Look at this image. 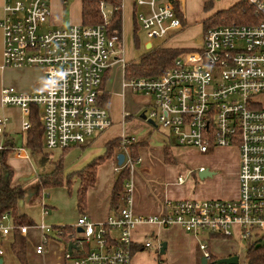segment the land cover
I'll return each instance as SVG.
<instances>
[{
	"label": "built area",
	"instance_id": "obj_1",
	"mask_svg": "<svg viewBox=\"0 0 264 264\" xmlns=\"http://www.w3.org/2000/svg\"><path fill=\"white\" fill-rule=\"evenodd\" d=\"M261 17L257 23L231 24L208 29L201 48L180 54L174 64L153 78H131L127 84L136 93L151 97L146 121L170 133L173 143L193 146L202 153L218 148H235L239 156V194L234 199L166 200L160 215L141 217L133 212L135 167L130 145L124 137L119 151L124 162L116 167L129 169L120 206L104 221L95 222L87 214L79 217L72 251L66 249L65 264H132L135 253L132 231L140 222L181 226L186 232L206 230L233 239L239 231L242 244L260 239L264 233V106L257 96L264 94V0H247ZM67 4V0L64 1ZM135 16L149 42L163 40L184 27L174 0H135ZM0 27L4 37V67H42L43 89L21 91L4 86L1 102L19 107L24 115L31 108L42 109L44 146L66 150L84 145L113 124L108 109L98 99L105 71L116 61L124 63L123 43L107 25L114 8L101 2L103 22L50 28V0H4ZM124 67L126 64H123ZM7 117H0V152L4 145ZM25 130L31 123L25 120ZM200 171L206 170L200 167ZM180 183L185 179L180 176ZM0 222L3 234L28 226ZM78 228L82 232L78 233ZM38 254L45 253L52 236L63 229L41 224ZM151 241L145 243L150 247ZM75 257L73 251L85 253ZM204 256L211 254L201 243ZM3 250L0 248V258Z\"/></svg>",
	"mask_w": 264,
	"mask_h": 264
},
{
	"label": "crops",
	"instance_id": "obj_2",
	"mask_svg": "<svg viewBox=\"0 0 264 264\" xmlns=\"http://www.w3.org/2000/svg\"><path fill=\"white\" fill-rule=\"evenodd\" d=\"M64 1L65 0H50L51 16L48 20V26L50 28L67 27L74 24H83L82 0H67V4H64ZM207 1L209 0H174V4L175 6H178L179 14H181L180 16L183 19L184 27L169 38L160 40L156 46L162 44L164 47L180 48L186 49L188 51L201 48L203 45V36L205 32L204 21L212 17L219 11L229 9L241 0H228V8H222L218 10L212 9V14L205 17L201 15V12L196 11V9H199L202 4L205 8V4ZM193 6L195 7V9H193ZM212 6L214 8L213 4ZM3 8L4 0H0V21L4 14ZM135 11V0H123L124 30V21L126 23L127 19L130 18L134 21V28ZM201 20L203 21L201 25L203 31L202 33L200 29L197 28L200 25L196 24L192 26L193 21ZM148 42L149 41H147V43ZM122 43L124 49V63L116 61V58H114L112 65L104 73V79L100 88V94L98 99L99 103L102 106H107L106 108L108 109L113 121L111 127L108 128L106 131L101 132L100 134H97L92 137V139H90L86 144L74 145L66 150L47 149L44 146L43 135V152H51L53 158H59L61 156V161L64 165V175L69 177L71 176L73 178L76 177L75 181H77L78 185H80L81 183L78 173L85 169L92 161L99 158L100 156H103L107 152V144L110 141L122 137V135L118 134L108 135L107 132L109 131V129H111L115 124L124 125L127 120L130 119V116L132 114H136L140 118V114L146 110L147 105L151 101V98L149 99V95L136 93L127 84L126 71L123 64L138 63L139 60L128 61L126 59V50L124 48V36H122ZM179 45L182 46L177 47ZM152 46L154 47V44ZM3 51L4 37L3 31L0 27V117H7L9 119L4 129L3 141L6 148H11L13 150L10 156L8 157V162L14 169L15 173L13 183L25 184L27 181L30 180V178H36L37 183L36 188L32 194L33 197L37 190V187L41 183V177L52 173L55 168L51 172H46L43 174L36 172L33 174L28 173V175H17L15 161L18 159H30V156L26 150L29 148H26L25 146L27 133L30 128L28 130H25L23 127L25 120L28 118V121L30 122V119L29 116L26 117L24 115L23 111L19 107L2 105L1 91L4 86H7L6 83L7 80H9L8 77L12 73H8L10 69H17L18 76H23V74H27L29 71L34 69H38L40 71V79L34 83H27L20 78L16 80V82H18V85H20L16 88L26 92H39L43 89L44 72L42 67L38 66H30L15 69L13 67H4ZM38 111L40 114V119L42 121V109L41 112L40 108ZM154 127L159 128L156 125ZM15 134H21L22 146H18ZM141 142L145 143L142 144L144 145V148L140 149L141 151H139V161L135 165L131 173V178L134 184L132 205L133 212L141 217L160 215L164 212V203L166 200H178L184 198L189 199V197H187L186 191H183L182 189V185H184V183L179 182V178L181 175H179L178 173L179 176L177 175L176 179L170 178L169 175L172 172L173 168L169 167L164 162L163 158L161 159V161L156 160L154 163L148 160L146 157V148H150L151 152L153 150L151 149V147H147V145H149V141L142 140ZM164 146H169L171 153H173L172 147L177 146L175 143H173V139H171L170 133L168 131H165V133H163V152L161 154L163 157L165 152ZM31 153L34 155L38 154L39 152L31 150ZM120 153L121 152L117 148H115V151L112 156L107 158L104 162L99 165L96 174V182L88 190L87 205L85 209L86 212L84 214H87L95 222L104 221L105 218L109 214L114 212L121 204L120 198L118 206L116 208H114L111 204V197L115 179L117 175H119V173H117L115 169L116 167L120 166L118 162V155ZM151 155L153 156V152L151 153ZM56 161V159L50 161L52 163L51 166H53ZM44 194L45 193H43L42 196H44ZM196 197H198V199H207V197ZM41 199L42 207L38 219L35 218L33 212H30L29 210H27L26 207H24V200L20 203V212L22 214H26L34 222V225L28 226L26 234L21 233L26 238L27 263L65 264V242L56 239L53 236L46 245L45 253L38 254L36 252L37 245L40 243L42 238L41 224L50 225L54 228L60 226H75L71 224H64L67 223V217L65 216V214L56 213L49 217V213L47 211V207L49 204L47 205V202L44 198ZM76 208L77 216H75L77 217V219H79V217L83 214L78 209V201ZM12 223L13 221L10 217L8 225ZM13 231L9 232L8 234H3L2 231H0V248L1 245L3 247V243L7 237H10L11 246L12 237L14 233ZM212 234L213 233L209 232L205 235L201 234L203 236L199 237L197 233L194 234L192 232H186L179 225L166 227L160 223L140 222L136 224L135 228L132 231V238L135 247V253L132 258V264H160L162 260L164 261V264H201L202 258L204 257L203 250L200 247L201 243H206L208 245V250L210 254L217 257L218 259L230 257L233 255L238 256L237 253L240 252L243 247H246L247 242L245 244H242V241L239 238V231H237V236L233 239H227L224 237L218 238L212 236ZM147 241H151L150 247H145V243ZM212 241H216L215 243H218L219 241L228 242L230 243L229 249L219 254H216L211 250ZM163 243H166V250L164 253H161V247ZM235 247L237 248V252ZM155 254H157V256ZM164 255H166V258H164ZM13 258L14 259H12V257L5 258V251L3 249V254L1 256V259H3V264H19V260L15 255ZM245 264H247L246 258Z\"/></svg>",
	"mask_w": 264,
	"mask_h": 264
},
{
	"label": "rangeland",
	"instance_id": "obj_3",
	"mask_svg": "<svg viewBox=\"0 0 264 264\" xmlns=\"http://www.w3.org/2000/svg\"><path fill=\"white\" fill-rule=\"evenodd\" d=\"M211 1L213 2L214 8L213 6H209L206 9L202 4V6L199 7V9L197 8L196 11L201 12V15L206 17L212 14V9L218 10L222 8H228L227 7L229 4L228 0H211ZM193 9H195L194 6ZM133 22L134 21L131 18L127 19L126 23L124 21V28H125V30L123 29L124 48L126 50V59L128 61H138L145 53L149 51L146 47L147 41H149V39L147 38L144 30L142 29L138 30L135 39ZM202 22H203L202 20L192 22V26L196 24L200 25L197 28L200 29L201 33L203 32L201 26ZM158 42L159 40H155L153 42L154 47L158 44ZM180 46L182 45H179L177 47ZM10 72L12 73L8 77L9 80H7L6 83L7 86L14 85L15 87H19L20 85H18V82H16L18 78L22 79L27 83H34L40 79L39 78L40 71L38 69L31 70L27 74H23V76L17 75L18 72L17 69L16 70L10 69L8 73ZM150 98L151 97H149V99ZM256 100H258L260 103H262V106H264V94L257 96ZM40 112H41V108H40ZM26 120H28V118ZM163 133H165V130H163L162 128H155L145 120L140 119L139 116L136 114H132L130 116V119L127 120V122L124 125L115 124L107 132L108 135H115V134L122 135V137L116 138L114 140H118V139L122 140L123 136L127 138L130 137L129 139H131L132 137L135 138L136 140L131 139L133 143L129 146L130 151H131V146L134 145V143L135 145L137 143L145 144L144 142L141 141L142 140L149 141L148 143L149 145H147V147H151V149L153 150L152 151L153 156L151 155L152 152L150 151V148H146L147 159L150 160L152 163H154L156 160L161 161V159L163 158L164 162L169 167L173 168L172 172L169 175V177L172 179H176L179 173V175H181L185 179L184 185H182V189L183 191H186L187 197H189V199L198 198L196 196H199V198L207 197V199L237 198L239 194L238 193L239 192V156L235 148H218L208 153H202L199 151L198 148L193 146L177 145L172 147V152H173L171 153L172 156L171 158L167 159L165 152H164V157L161 155L163 152L162 151ZM15 137L17 139L18 146H22L21 134H15ZM118 147L119 145L116 147L119 150ZM141 148L143 149L144 145L139 146V151H141L140 150ZM26 150L30 156V159L29 160L18 159L15 161L16 173L18 176L28 175V173L33 174L36 172H39L41 174L46 172H51L54 168H55L54 170H56V167L60 165V163L62 162L61 156L59 158L58 157L53 158L51 152H46V153L43 152L44 151L43 147L41 152L34 155L31 153V150L29 149ZM55 159L57 161L54 163L53 166H51L52 163L50 161H53ZM136 164L137 163H135V165ZM201 166L208 168L210 172H214V174L212 176L201 178L200 170H199ZM60 176L63 177L62 178L63 180L66 179V185L63 187L43 190L42 195L43 193L45 194L44 196H42V198L46 200L47 205L49 204L47 207L49 217L56 213L65 214V216L67 217V223L64 224L76 225L78 222V219L76 217L77 190L80 185H78L77 181H75L76 177L73 178L71 176L70 177L65 176L64 173L61 174ZM36 183L37 181L36 178L34 177L30 178V180L25 183L26 194L24 197V207H26L27 210H29L30 212H33L35 218L38 219L39 213L41 212L42 199L41 201L37 199V201H32V203L30 202V198L32 197V194L36 188ZM5 224L8 225V222H6ZM207 233H209V231L202 230L199 231L197 235L201 237ZM215 242L216 241H212V245H211V250L214 253L219 254L229 249L230 243L224 241H219L218 243ZM3 244L4 245L3 247L1 245V248H3L5 251V258L12 257V259H14L13 258L14 254L10 246V237H7ZM237 248H236V252H237ZM155 255L157 256V254ZM237 255L240 260L239 264H245L244 247L240 250V252L237 253ZM164 256H165L164 258H166V255Z\"/></svg>",
	"mask_w": 264,
	"mask_h": 264
},
{
	"label": "trees",
	"instance_id": "obj_4",
	"mask_svg": "<svg viewBox=\"0 0 264 264\" xmlns=\"http://www.w3.org/2000/svg\"><path fill=\"white\" fill-rule=\"evenodd\" d=\"M101 2H105L114 8L113 14L107 25L110 34H116L122 40L123 36V0H82V23L83 25H97L103 22V17L100 11ZM213 2L207 1L205 8L212 6ZM176 9H179L176 5ZM181 15V14H180ZM261 17L256 13L254 5L247 0H241L229 9L222 10L214 14L212 17L204 21V31L217 26L231 25V24H252L257 23ZM140 25L135 16L134 35L140 30ZM204 32V33H205ZM186 49L164 47L162 44L152 47L145 53L138 63H127L125 65L126 78H153L159 76L166 68L172 66L177 57L186 52ZM105 107V106H104ZM107 107V106H106ZM39 107L33 106L29 115L31 127L28 130L26 138V148L41 152L43 147L44 129L40 119ZM120 140H113L107 144V152L99 158L92 161L85 169L78 173L80 178V186L77 190L78 209L84 214L87 205L88 190L96 182V174L99 165L107 158L111 157L115 148L120 144ZM137 143L131 146L132 158L137 162L139 158V146ZM11 148H6L0 152V222L2 217L8 213L16 227L32 226L34 222L26 214L20 212V203L24 200L26 190L25 184H14V169L8 162V157L12 153ZM166 158H171L169 146L165 147ZM63 164L56 167L52 173L41 177V183L37 187L32 201H37L42 198V191L45 189L57 188L65 186V180L60 175L63 174ZM130 173L128 168H124L119 175H117L112 191L111 204L114 208L118 206L119 198L121 196L125 183L129 180ZM69 182V181H67ZM63 229V234L56 236V239L65 242L66 249L72 241V237L76 234L73 227L60 226ZM59 227V228H60ZM11 242V249L14 255L19 260V264H28L26 257V238L19 229L13 231ZM212 236L223 238L221 235L212 234ZM88 252L86 247L85 253H79L77 250L73 251L75 257H82ZM245 258L247 264H264V233L260 239L249 240L245 247ZM162 260V259H161ZM218 258L211 255L208 264H217ZM160 264H164V261Z\"/></svg>",
	"mask_w": 264,
	"mask_h": 264
},
{
	"label": "water",
	"instance_id": "obj_5",
	"mask_svg": "<svg viewBox=\"0 0 264 264\" xmlns=\"http://www.w3.org/2000/svg\"><path fill=\"white\" fill-rule=\"evenodd\" d=\"M147 49L150 50L153 46L151 42H148L146 45ZM140 118L143 120H146V115H145V111H143L140 114ZM148 123L152 124L155 126V123L152 120H148ZM174 142V141H173ZM124 154L120 153L118 155V162L119 165H122L124 162ZM214 174V172H210L208 169L204 170V171H200V177L201 178H205L207 176H212ZM78 232H82L81 228H78ZM74 248H76V245L72 242L69 243L68 245V250L72 251ZM166 250V243L162 244L161 247V253H164ZM239 263V257L236 255L230 256V257H225V258H221L217 260V264H238ZM0 264H3V259L0 258ZM202 264H208V258L207 257H203L202 258Z\"/></svg>",
	"mask_w": 264,
	"mask_h": 264
}]
</instances>
